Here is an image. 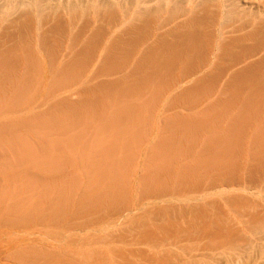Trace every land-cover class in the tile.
<instances>
[{"label": "rangeland", "instance_id": "rangeland-1", "mask_svg": "<svg viewBox=\"0 0 264 264\" xmlns=\"http://www.w3.org/2000/svg\"><path fill=\"white\" fill-rule=\"evenodd\" d=\"M6 55L18 67L11 75L31 82L20 89L30 97L43 92L50 76L48 99L58 96L53 115L77 104L78 114L99 108L101 102L92 100V79L102 80L100 89L118 88L122 100L138 85L158 82L136 98L145 105L151 97L144 110L151 119L156 108L159 114L189 110L182 103L192 105L191 96L226 95L236 82L232 79L253 85V74L264 70V0H0V60ZM20 65L28 71L20 72ZM137 74L141 76L133 79ZM262 77L264 87V72ZM167 95L172 96L169 111L163 108ZM194 123L200 126L195 130H202L203 121ZM147 130L137 135L145 139L156 134ZM239 134H233L235 141ZM245 146L242 136L240 150ZM141 151L145 147L137 153ZM94 152V147L85 152L84 169L90 157L101 160ZM257 157L262 165L246 166L240 152L235 156L238 167L214 173L206 169L182 183L173 197L150 191L141 195L135 184L125 204L83 224L77 217L78 222L60 227H0V264H32L16 255L29 245L55 255L51 264H264V145L258 144ZM79 203L76 212L84 217Z\"/></svg>", "mask_w": 264, "mask_h": 264}, {"label": "bare ground", "instance_id": "bare-ground-1", "mask_svg": "<svg viewBox=\"0 0 264 264\" xmlns=\"http://www.w3.org/2000/svg\"><path fill=\"white\" fill-rule=\"evenodd\" d=\"M6 56L0 60V227L19 225L24 228H49L60 227L64 222L73 224L74 219L78 222L77 217L82 224L96 220L109 214L110 207L125 204L135 184L139 185L138 192L141 195L150 191L151 195L173 197L182 183L201 175L206 169L214 173L225 171L231 166L238 167L235 156L240 152L245 154L246 166L250 163L262 165L257 150L258 144L264 145V87L261 86L264 70L253 74L254 83L250 88L237 82L242 78L232 79V83L236 82L224 96L220 91L215 92L210 99L206 95H199L200 98L191 96L188 101H192V105L182 103L189 110L177 109L172 114H159L155 107L151 119L148 111H144L151 97L145 105V101L137 102L136 98L146 96L151 91V85L157 86L158 82L149 81L138 85L125 95L127 99L122 100L118 98V88L100 89L102 80L92 79V100L101 102L97 105L99 108H91L88 111L90 113L78 114L77 104L74 109L64 106L60 113L53 115L51 109L58 96L48 99L47 84L52 81L50 76L43 86V92L30 97L26 90L20 89L29 88L31 82L26 76L11 75L12 71H18V67L12 65L15 61L11 59L14 57ZM24 68L23 65L19 71L27 72ZM139 76L137 74L133 79L137 80ZM88 78L82 82L86 83ZM247 81L250 84V78ZM78 89L82 90L81 87ZM106 90H109L107 94ZM171 99V95L164 97V110L171 108ZM121 102L123 104L117 107L116 104ZM197 120L204 122L202 130H195L200 127L194 123ZM145 129H148L149 135L156 134L142 139L137 133ZM238 132L239 138L235 141L233 134ZM228 136L230 145L226 153L224 141ZM242 136L247 139L245 151L239 148ZM81 140L85 143H81ZM93 141H96L95 144ZM77 147L78 151L74 150ZM92 147L96 149V157H101V160L96 162L95 158L89 156V167L84 169L83 161L87 160L85 152ZM141 147H145V151L138 154ZM171 147H175L172 153L169 150ZM79 200L83 203L81 208L84 217L76 212L81 203ZM30 246L18 250L16 255L32 264H51L55 259L52 253L39 248L33 250Z\"/></svg>", "mask_w": 264, "mask_h": 264}]
</instances>
